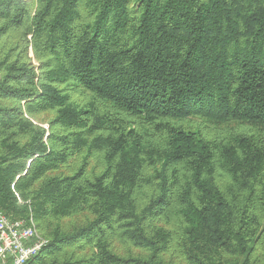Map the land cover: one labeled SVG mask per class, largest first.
<instances>
[{
  "label": "trees",
  "instance_id": "obj_1",
  "mask_svg": "<svg viewBox=\"0 0 264 264\" xmlns=\"http://www.w3.org/2000/svg\"><path fill=\"white\" fill-rule=\"evenodd\" d=\"M0 211L30 264H264V0H0Z\"/></svg>",
  "mask_w": 264,
  "mask_h": 264
},
{
  "label": "built area",
  "instance_id": "obj_2",
  "mask_svg": "<svg viewBox=\"0 0 264 264\" xmlns=\"http://www.w3.org/2000/svg\"><path fill=\"white\" fill-rule=\"evenodd\" d=\"M47 244L32 216L13 220L0 211V264H30Z\"/></svg>",
  "mask_w": 264,
  "mask_h": 264
},
{
  "label": "rangeland",
  "instance_id": "obj_3",
  "mask_svg": "<svg viewBox=\"0 0 264 264\" xmlns=\"http://www.w3.org/2000/svg\"><path fill=\"white\" fill-rule=\"evenodd\" d=\"M29 53H30V55L32 56V52H31V50H30V52H29ZM32 61H33V64L37 65V63L35 62V60H34V59H33Z\"/></svg>",
  "mask_w": 264,
  "mask_h": 264
}]
</instances>
